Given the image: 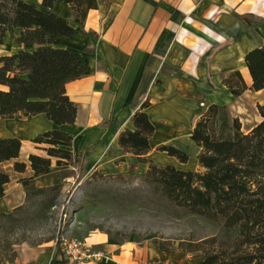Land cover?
<instances>
[{
  "label": "crops",
  "instance_id": "0c3cea01",
  "mask_svg": "<svg viewBox=\"0 0 264 264\" xmlns=\"http://www.w3.org/2000/svg\"><path fill=\"white\" fill-rule=\"evenodd\" d=\"M77 1V14L70 4L55 3L53 11L65 17L75 33L52 44L80 51L87 63L84 75L66 84V92L77 107L76 120L72 125H57L44 113L0 118V138L22 141L19 157L10 161L25 162L27 172H14L21 177L33 172L29 154L47 157L40 153L43 146L32 140L50 130L73 137L67 148L73 153V162L78 151L89 149L87 167L94 170L124 173L133 166L146 173L145 165L151 162L183 171L201 170L197 158L201 148L191 139L199 118L212 104L236 109L245 95L264 92L252 89L247 67L235 65L239 51L246 55L261 46L264 23L253 21H264V0ZM245 19L254 24L248 26ZM235 70L241 72L247 86L240 97L222 82ZM22 77L27 78V74ZM144 102L148 106L143 111L155 130L149 139L150 151L142 156L146 162H140L137 155L120 146L119 138L122 132L135 130L134 114ZM164 145L184 151L188 161L180 162L160 151ZM70 167L75 169L73 164ZM8 192L6 186L0 202ZM112 246L105 250L110 258L100 264H160L156 254L145 247ZM8 264L73 263L62 247L58 253L54 246L46 257L20 252Z\"/></svg>",
  "mask_w": 264,
  "mask_h": 264
},
{
  "label": "trees",
  "instance_id": "16d2710c",
  "mask_svg": "<svg viewBox=\"0 0 264 264\" xmlns=\"http://www.w3.org/2000/svg\"><path fill=\"white\" fill-rule=\"evenodd\" d=\"M58 1L70 4L74 14L78 13L77 0H41V6L50 13L25 0H0V44L7 32L18 28L16 42L21 47L16 54L0 55V85L7 87L0 89V118L44 113L57 125H72L76 120L77 107L66 92V84L82 77L87 63L80 51L52 45L58 38L75 33L66 18L53 11ZM245 21L248 26L254 24L249 19ZM262 23L261 19L257 22ZM244 59L252 89H264V36L261 46L248 51ZM23 74L27 78L20 77ZM222 82L235 97L247 90L239 70L227 74ZM146 106L148 102L134 114L135 130H126L119 138L120 146L137 155L140 162H146L142 156L150 151L149 139L155 130L143 111ZM258 109L261 122L244 132L239 117L232 116L227 105L212 104L191 134L201 148L197 156L201 170L183 171L151 162L145 173L147 182L168 201L192 213L221 219L227 230L238 234L231 246L207 255L197 264H264V105ZM32 141L47 153V157L29 154L34 176L49 172L52 159L58 166L74 159L67 149L73 137L65 131H46ZM21 148L19 138H0V164L18 158ZM88 150L76 153L73 166L77 183L86 173ZM159 150L183 163L189 159L187 153L173 146L164 145ZM26 168L24 162L14 164L17 172ZM31 179L20 182L27 186ZM9 182L10 175L0 169V199L5 197ZM62 235L61 232L55 245L58 253Z\"/></svg>",
  "mask_w": 264,
  "mask_h": 264
},
{
  "label": "rangeland",
  "instance_id": "374dc122",
  "mask_svg": "<svg viewBox=\"0 0 264 264\" xmlns=\"http://www.w3.org/2000/svg\"><path fill=\"white\" fill-rule=\"evenodd\" d=\"M19 35L18 28L6 33L0 55L20 50ZM262 105L264 92H253L229 111L249 132L262 120L258 109ZM40 153L47 156L44 149ZM53 160L52 169L43 176L30 171L21 177L13 169L15 162L0 164L11 181L5 202H0V214L7 215L0 216V264L13 263L20 252L48 256L61 232V245L66 238H79L93 250L142 246L156 254L160 264H197L238 240L221 219L168 201L147 182L145 171L132 166L121 173L88 166L77 183L76 169L70 167L73 159L59 166ZM24 178H32L27 186L20 182Z\"/></svg>",
  "mask_w": 264,
  "mask_h": 264
},
{
  "label": "built area",
  "instance_id": "2783aa9c",
  "mask_svg": "<svg viewBox=\"0 0 264 264\" xmlns=\"http://www.w3.org/2000/svg\"><path fill=\"white\" fill-rule=\"evenodd\" d=\"M62 248L73 264H100L110 258L106 251L93 250L87 241L79 238L64 239Z\"/></svg>",
  "mask_w": 264,
  "mask_h": 264
},
{
  "label": "bare ground",
  "instance_id": "6f19581e",
  "mask_svg": "<svg viewBox=\"0 0 264 264\" xmlns=\"http://www.w3.org/2000/svg\"><path fill=\"white\" fill-rule=\"evenodd\" d=\"M27 3L31 4L32 6L38 8V9H41L43 11H46L45 8H43L41 6V0H25ZM83 4H86L87 0H81ZM245 53L243 52H238V60L236 61V66L238 67H242V68H245L246 69V63H245ZM2 205V204H0ZM1 207V206H0Z\"/></svg>",
  "mask_w": 264,
  "mask_h": 264
}]
</instances>
